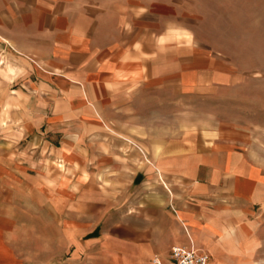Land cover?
I'll use <instances>...</instances> for the list:
<instances>
[{"label": "crops", "instance_id": "crops-1", "mask_svg": "<svg viewBox=\"0 0 264 264\" xmlns=\"http://www.w3.org/2000/svg\"><path fill=\"white\" fill-rule=\"evenodd\" d=\"M118 16L107 10L106 0H0V72L10 76L5 71L9 66L15 76L14 83L0 76V92L7 97L11 86L12 92H27L29 97L51 92L53 108L62 102L69 109L63 121L84 125L78 139L101 141L96 144L99 148L60 149L58 156L72 174L53 184L58 203L70 205L80 203L76 192L81 184L92 186L91 166L96 171L116 172L115 179L102 181L100 187L107 190H101L100 196L106 205L110 198L120 199V207L115 223H109L106 207L100 213L99 237L102 240L115 232L117 264H149L154 256L167 261L174 246L207 253L209 264H235L222 255L225 248L217 241L220 235L231 237L228 225L220 222L226 215L220 213L231 210L229 203L262 204L264 175L229 142L213 146L200 142L188 148H171L164 142L159 153L154 148L147 150L146 161L140 150L122 142L141 139V116L154 113L156 92L169 91L171 79L157 84L161 72L150 53L145 48L141 51L138 29L133 23L126 28ZM25 107V101L14 105L6 98L0 101L3 111ZM152 120L148 123L154 124ZM55 122L48 121L44 133L54 130ZM7 125L0 139L26 138L25 118L9 120ZM110 125L115 131L109 130ZM142 132V138L157 139L149 129ZM110 140L117 141L115 146ZM13 148L14 154H21ZM1 158L0 188L9 193L27 180L26 172L31 169L20 158L5 154ZM140 173L144 174L141 181L137 180ZM113 187L115 193L108 190ZM43 215L16 211L12 197L2 196L0 264L26 263L12 251L25 253L28 234L43 235ZM54 215L57 230L66 227L68 235L86 248L83 238L92 230L88 214L58 209ZM79 218L88 223L77 224ZM62 219L68 222L61 224Z\"/></svg>", "mask_w": 264, "mask_h": 264}, {"label": "rangeland", "instance_id": "rangeland-1", "mask_svg": "<svg viewBox=\"0 0 264 264\" xmlns=\"http://www.w3.org/2000/svg\"><path fill=\"white\" fill-rule=\"evenodd\" d=\"M106 1L107 10L117 12L126 28L133 23L138 29L141 51L145 48L150 53L161 72L156 77L157 84L163 83V79L167 84L168 78L171 79L169 91L166 88L164 92H156L154 113L148 118L141 116V139L122 142L140 150L143 161L149 148L159 153L164 142L171 148H188L200 142L207 146L229 142L250 166L264 175V0ZM5 71L10 76L1 72L0 76L14 83L13 70L7 66ZM13 88L7 97L0 92V101L9 99L11 105L25 101L26 107L5 111L0 108V132L3 127L7 129V121L23 117L27 136L22 140L0 139V155L20 158L31 170L26 172L27 180L12 192L0 188V199L11 196L16 211L25 210L28 215L43 213L44 230L42 236L27 235L25 253H12L25 259V264H117L115 232H109L102 240L99 237L100 213L107 208L109 223H115L120 207V199L110 198L106 205L100 196L101 190H107L100 187L102 181L115 179L116 172L96 171L91 166L92 186L81 184L76 192L80 203L70 205L58 203L53 184V180L67 179L72 174L67 162L58 156L60 149L99 148L96 144L101 141L78 139L76 135L84 131V125L63 121L69 109L62 102L53 108L55 97L51 92L45 91L36 98L29 97L27 92L25 95L12 92ZM2 115L6 119H1ZM51 119L56 121L55 129L46 134V123ZM149 119L155 123H148ZM112 126L109 130L115 131ZM148 129L157 139L142 138L145 135L142 131L147 133ZM50 133L59 137L50 138ZM164 137L166 140L160 139ZM108 142L115 146L117 141ZM13 147L21 154H14ZM143 176L140 173L137 180L141 181ZM108 190L115 193L117 189ZM228 206L230 211L220 213L226 215L220 222L228 225L231 235L217 238L225 248L222 255L230 263L264 264V201L254 206L238 202ZM58 209L78 215L86 213L91 218L92 230L83 238L87 241L86 248L68 235L66 227L57 230L54 213ZM64 220L68 222L62 219L61 224ZM87 221L79 218L76 223ZM34 229L35 232L37 228Z\"/></svg>", "mask_w": 264, "mask_h": 264}, {"label": "built area", "instance_id": "built-area-1", "mask_svg": "<svg viewBox=\"0 0 264 264\" xmlns=\"http://www.w3.org/2000/svg\"><path fill=\"white\" fill-rule=\"evenodd\" d=\"M149 264H209V256L197 249L174 246L170 249L167 261L154 256Z\"/></svg>", "mask_w": 264, "mask_h": 264}]
</instances>
